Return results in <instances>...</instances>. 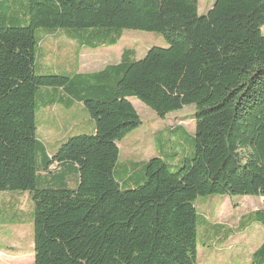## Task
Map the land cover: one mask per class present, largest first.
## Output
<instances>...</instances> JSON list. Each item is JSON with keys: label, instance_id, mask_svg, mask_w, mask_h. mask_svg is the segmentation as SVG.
Listing matches in <instances>:
<instances>
[{"label": "trees", "instance_id": "obj_1", "mask_svg": "<svg viewBox=\"0 0 264 264\" xmlns=\"http://www.w3.org/2000/svg\"><path fill=\"white\" fill-rule=\"evenodd\" d=\"M263 27L264 0H215L203 16L198 0H0V192L30 195L33 264H197L205 196L261 199L245 228H264ZM60 29L82 31L67 32L79 49L114 47L123 30L167 47L40 74L37 34ZM133 98L163 120L193 107L191 133L167 129L192 148L174 170L163 154L119 161L118 143L141 125ZM70 102L93 130L45 145L40 112ZM251 260L264 264V240Z\"/></svg>", "mask_w": 264, "mask_h": 264}, {"label": "rangeland", "instance_id": "obj_2", "mask_svg": "<svg viewBox=\"0 0 264 264\" xmlns=\"http://www.w3.org/2000/svg\"><path fill=\"white\" fill-rule=\"evenodd\" d=\"M214 2L215 0H198V15H205ZM52 31L61 32L58 37L44 36L45 32L42 30L37 34L38 39L40 35L44 38L38 56L40 74H64L66 71L76 70V67L79 72L98 71L106 65L117 63L123 50H134V59L140 60L152 47H167L160 34L123 30L114 47L79 49L77 40L69 38L67 32L80 33L81 30ZM261 34L264 36V27ZM131 104L140 118L141 125L118 143L119 161H158L156 157L163 154L168 170H174L178 162L187 156L188 152H192V148L178 144L180 137L170 134L166 128L181 126L191 132L194 127L191 122L193 107L185 108L163 120L138 100L131 99ZM162 171L164 174V169L156 170L157 178ZM259 201L254 197L230 198L218 195L197 198V264H252L251 253L263 242L264 228H245V225L249 213L261 206ZM32 211L29 193L0 192V255H21L24 256V264L29 263L27 256L31 253L29 242L33 231L32 224L29 226L28 223L32 222ZM240 220L244 221V224L238 229Z\"/></svg>", "mask_w": 264, "mask_h": 264}, {"label": "crops", "instance_id": "obj_3", "mask_svg": "<svg viewBox=\"0 0 264 264\" xmlns=\"http://www.w3.org/2000/svg\"><path fill=\"white\" fill-rule=\"evenodd\" d=\"M79 73H91V72H79ZM40 115H41V121L38 127V134L40 135L39 139L42 142H44L45 145L50 147L58 145L66 137L76 135L79 133H85V132L88 133L93 130V125L89 120V118L87 117V115L84 113L82 106L77 105L73 102L67 104H57L51 108L49 107L44 111H41ZM167 118L168 117H166L165 119ZM181 128H183L187 133H191L193 131V128L191 132L187 131L184 127ZM167 129L168 128H166V130ZM135 162H147V161L136 160ZM259 200L261 205L262 200L261 199ZM260 207H257L252 211H256ZM28 225L30 226V223H28ZM255 228L258 229V227ZM29 245L31 247V253L27 256L29 259L28 264H33V251H32L31 241L29 242ZM23 258L24 256L21 255L20 256L14 255L13 257H6L4 255H0V262L3 264L7 262H11L12 264H24Z\"/></svg>", "mask_w": 264, "mask_h": 264}]
</instances>
